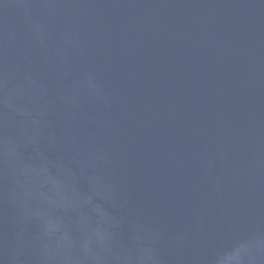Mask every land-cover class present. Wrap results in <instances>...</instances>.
I'll use <instances>...</instances> for the list:
<instances>
[{"label": "water", "instance_id": "obj_1", "mask_svg": "<svg viewBox=\"0 0 264 264\" xmlns=\"http://www.w3.org/2000/svg\"><path fill=\"white\" fill-rule=\"evenodd\" d=\"M0 264H264V0H0Z\"/></svg>", "mask_w": 264, "mask_h": 264}]
</instances>
